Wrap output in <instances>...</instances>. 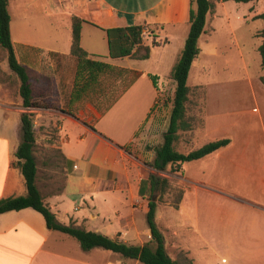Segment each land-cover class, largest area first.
<instances>
[{"label":"crops","instance_id":"0c3cea01","mask_svg":"<svg viewBox=\"0 0 264 264\" xmlns=\"http://www.w3.org/2000/svg\"><path fill=\"white\" fill-rule=\"evenodd\" d=\"M190 3L10 0L16 58L30 70L34 96L51 108H24L20 81L7 60L1 61L0 200L27 194L24 176L12 164L21 143V116L32 113L37 143L46 141L48 146L55 141L53 146L66 159L61 185L57 187L50 175L41 177L40 167L37 180L57 219L88 231L96 225L99 228L92 232L129 245L149 241L148 200L140 196V185L157 173L146 163L154 159V148L162 143L169 125L176 90L171 72L189 33ZM230 13L222 2L214 20L208 16L199 40L200 55L192 64H198L199 74L195 84L188 85V116L192 103L201 117L182 133L195 134L197 145L189 152L211 141L228 139L229 144L192 161L193 165L183 164L181 174H161L183 195L177 208L158 204L156 223L163 225L157 223L167 251L173 248L189 258L197 245L212 255L211 264H264V67L254 21L260 14L248 17V10L241 11L231 20ZM61 14L69 15L71 23L59 50L50 31L56 29ZM73 16L84 20L80 45L94 66L82 68L70 55ZM41 20L47 21L45 32L39 30ZM128 26H143V41L157 43L147 60L110 57L107 30ZM225 26L233 39L223 42L220 32ZM148 27L154 36H147ZM239 28L248 31L238 37ZM218 58L236 61L223 69L238 74L208 79ZM9 78L16 81V94ZM167 108L170 115L163 127L161 115ZM113 110L120 116L110 115ZM159 125L162 136L155 140ZM70 238L75 240L50 230L33 209L0 214V264H103L99 256L108 264L116 256L100 248L84 251ZM195 260L193 264L199 259Z\"/></svg>","mask_w":264,"mask_h":264},{"label":"trees","instance_id":"16d2710c","mask_svg":"<svg viewBox=\"0 0 264 264\" xmlns=\"http://www.w3.org/2000/svg\"><path fill=\"white\" fill-rule=\"evenodd\" d=\"M229 1L246 4L257 0H191L189 33L184 48L171 72V78L176 83V90L172 99L169 125L163 133L162 143L154 148V159L146 163L157 173L151 174L140 185V196L148 200L146 222L151 231L149 241L143 246L129 245L104 234L88 231L84 227L74 224L66 225L57 219L51 207L46 204L44 196L37 185L39 178L38 143L32 113H23L21 116V143L16 152L17 161L12 164L24 176L27 194L20 197L1 199L0 214L28 208L33 209L44 217L50 230L74 238L84 251L100 248L118 254L124 260H135L141 264H180L178 260H174L169 255L163 233L157 226L156 212L159 202L154 200V194L160 191L163 198L166 194L175 193L177 199L174 207L177 208L183 191L172 188L169 178L161 174H181L183 164L202 159L229 144L228 139L211 141L189 153L180 152L176 147L181 134L192 129L187 107L191 91L188 86V77L192 64L200 55L199 40L205 31L208 16L215 12L216 3ZM9 4L10 0H0V55L4 56L2 60H7L10 70L20 81L19 94L23 100L24 108H51V105L45 103L43 99L34 96L30 70L16 58L10 32ZM255 19L261 20L264 24V13L255 17ZM83 22L84 20L81 18L73 16L70 55L80 62V67L87 68L86 64L89 66L95 64L87 59L89 54L80 45ZM143 33V26L117 27L107 30L110 57L113 59L128 57L134 60H147L150 57L151 48L156 46L157 43L153 41L151 44H146L143 41ZM257 37L263 39L262 44L259 46V53L264 67V28L257 33ZM261 81L264 84V76ZM126 150L129 151V149ZM58 154L64 170L66 159L59 149ZM188 264H193L192 260Z\"/></svg>","mask_w":264,"mask_h":264},{"label":"rangeland","instance_id":"374dc122","mask_svg":"<svg viewBox=\"0 0 264 264\" xmlns=\"http://www.w3.org/2000/svg\"><path fill=\"white\" fill-rule=\"evenodd\" d=\"M221 3L222 2H217L216 3V7L218 5H220ZM225 3L227 4V7H229V10L231 11V13H230L231 14V16H230L231 20L237 19L238 16H239L238 12H241V11H247L248 10V13H247L248 17H252L254 14L264 13V0H257V1H254V2L246 3V4H244V3H236V2H233V1L225 2ZM215 11H216V9H215ZM213 14H212V16H211V18L209 20L210 22L212 20H214V15ZM254 21L256 23V27L258 28V29H256L257 33H258L259 31H261L264 28V24H263V22L261 20H258V19L254 20ZM56 22H57L56 29H51L50 32H51V34L54 33V35H55V37L57 38V41H58V45L57 46H58L59 50H62L63 47L60 44L68 36L69 25L71 23L70 16L67 15V14L58 15ZM30 23H33V21L30 20ZM43 26L46 27V28H44ZM47 26H48L47 25V21L41 20V27L39 28V30L41 32H45L46 30H48ZM247 31H248V29H245V28L237 29L238 37L239 36L241 37L243 35V33H247ZM145 33L147 34V36L148 35L149 36L153 35L152 29L150 27H148L146 29ZM220 34L223 37V40H222L223 42L224 41L225 42L226 41H230V38L233 39L232 38V34L230 32L229 26H225L223 31L221 30ZM144 36H146V35H144ZM240 40H241V43L243 44L241 38H240ZM259 40L261 42H263L262 38H259ZM145 43L148 44L149 42L145 41ZM3 57H2V55H0V63H1ZM75 61L76 60H74V62ZM227 63L235 64L236 61H233V59H228L227 60V58L226 59L218 58V59L214 60L213 63H212L211 69L207 72L208 73L207 78L208 79L209 78L211 79L212 77L216 78V75H217L218 78H225V77H228V76L229 77L232 76L231 78L235 77L238 73H235L236 75H234V74H231L234 71L230 73V69L228 71H225L223 69ZM197 65L198 64L195 63L194 66L192 67L191 71H190L189 78H188V85L189 86L194 85L196 80H197V77H198V74H199ZM146 66H147L146 64H142L141 67L145 68ZM231 70H234V68H232ZM13 77L15 79V76H13ZM8 82L10 84V86H9L10 90L13 92V94H16V89H14L15 87H13V86H15L16 81L12 80L11 78H9ZM197 95L199 97L200 94L197 93ZM195 99L196 98H193V101ZM169 111H170V108H167V109L163 110V112H162L161 125H163V127H164V124L166 125V120L169 119V115H170ZM189 111H190V114L188 116L189 120L191 121V123H193L194 120H195L194 123L197 125L198 122H199V119L201 117L199 109L197 107H195V105H193L191 103V104H189ZM116 113H117V116L119 117L121 112L118 111V110H113L110 113V115H112V114L115 115ZM161 125H159L157 127L158 128V130H157L158 135L155 136V140H160L161 139V136H162V127H161ZM196 129H197V127H196ZM194 135H195L194 132L181 134L180 140H179V142L176 145L177 149L179 151L185 153V152H189L192 148H194L197 145L196 140L194 138ZM154 143H155V141H154ZM46 144H48V143H46V141H42V142H40V144H38V148H37L38 159H39V167H40V170H41L40 174H41V177H48V175H50L51 179L54 180V184L58 187L59 185L62 184L63 180L65 179L64 170H63L62 163L60 161L59 154H58V148L53 146L54 144H56V142L53 141V140L49 141L50 145L46 146ZM192 163L193 162H190V163H187V164L188 165H193ZM172 188H176V187L172 186ZM176 189H179V188H176ZM176 199H177V195L175 193L166 194L163 198H162V195H161L160 191H157L154 194V200L159 202L158 204L162 205L164 207H174L175 204H176L175 203ZM157 223L161 224V221H157ZM89 228H90V230L94 231L95 228H99V227H97L96 225H92V226H89ZM58 235H61V234L58 233ZM193 237L194 236L192 235V238ZM150 239L151 238H149V240ZM70 241H72V243H75V245H78V242H76L75 240L71 239ZM168 253L171 256V258H173L174 260H178L180 262V264H188V262L190 260H192V258L194 260H195V258L199 259V260H197V264H211V259H213L212 255H210L209 252L202 251L200 249V247H197V245H196L194 251L191 253V256L189 258H188L186 253L178 252L176 249H173V248L169 249ZM97 259H98V262H101V263L103 262V264H107L106 263L107 259L104 258L103 256H99ZM110 260H112L111 262L113 264H141V263H137L135 260H124V259L121 258V256H119L117 254H116V256H114Z\"/></svg>","mask_w":264,"mask_h":264},{"label":"built area","instance_id":"2783aa9c","mask_svg":"<svg viewBox=\"0 0 264 264\" xmlns=\"http://www.w3.org/2000/svg\"><path fill=\"white\" fill-rule=\"evenodd\" d=\"M108 264H113V263H108Z\"/></svg>","mask_w":264,"mask_h":264}]
</instances>
